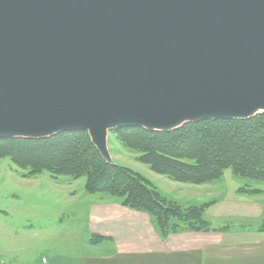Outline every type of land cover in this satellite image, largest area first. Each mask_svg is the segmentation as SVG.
<instances>
[{
    "label": "water",
    "instance_id": "water-1",
    "mask_svg": "<svg viewBox=\"0 0 264 264\" xmlns=\"http://www.w3.org/2000/svg\"><path fill=\"white\" fill-rule=\"evenodd\" d=\"M264 112V0H0V139Z\"/></svg>",
    "mask_w": 264,
    "mask_h": 264
},
{
    "label": "trees",
    "instance_id": "trees-1",
    "mask_svg": "<svg viewBox=\"0 0 264 264\" xmlns=\"http://www.w3.org/2000/svg\"><path fill=\"white\" fill-rule=\"evenodd\" d=\"M126 147L140 152V162L173 180L204 184L224 170L243 179L264 182V112L248 119H204L162 132L142 127L115 128ZM9 157L30 174L84 177V191L116 198L122 206L147 213L160 236L183 231H225L203 217L212 202L180 204L150 186L130 169L108 164L86 131L59 132L46 138L0 139V158ZM257 231L264 234V220ZM103 240L92 235L90 244Z\"/></svg>",
    "mask_w": 264,
    "mask_h": 264
},
{
    "label": "rangeland",
    "instance_id": "rangeland-1",
    "mask_svg": "<svg viewBox=\"0 0 264 264\" xmlns=\"http://www.w3.org/2000/svg\"><path fill=\"white\" fill-rule=\"evenodd\" d=\"M114 129L107 136L113 164L140 174L155 190L180 204L212 202L203 217L216 229L227 228L213 231L216 237L229 232L230 240H251L262 234L257 229L264 220L263 181L239 178L230 169L204 184L173 180L140 162L141 153L126 147ZM84 181V177L54 176L47 171L32 175L9 157L0 158V256L13 255L23 264H34L41 254L52 259L89 252L85 213L89 201L98 195L87 194Z\"/></svg>",
    "mask_w": 264,
    "mask_h": 264
},
{
    "label": "crops",
    "instance_id": "crops-1",
    "mask_svg": "<svg viewBox=\"0 0 264 264\" xmlns=\"http://www.w3.org/2000/svg\"><path fill=\"white\" fill-rule=\"evenodd\" d=\"M88 194V193H87ZM85 213L90 251L75 257L47 256V264H264V234L255 239H229V232H176L160 236L150 216L122 206L116 198L102 194ZM97 235L103 240L90 244ZM220 247L215 249V244ZM39 255L34 264H40ZM5 264H23L15 256H4Z\"/></svg>",
    "mask_w": 264,
    "mask_h": 264
},
{
    "label": "built area",
    "instance_id": "built-area-1",
    "mask_svg": "<svg viewBox=\"0 0 264 264\" xmlns=\"http://www.w3.org/2000/svg\"><path fill=\"white\" fill-rule=\"evenodd\" d=\"M5 262V258L0 256V264H5ZM40 264H47V259L44 255L40 257Z\"/></svg>",
    "mask_w": 264,
    "mask_h": 264
}]
</instances>
